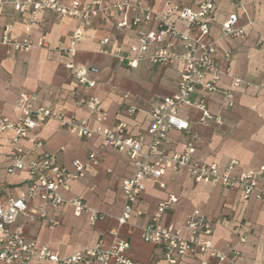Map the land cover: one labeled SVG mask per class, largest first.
Segmentation results:
<instances>
[{"label": "crops", "instance_id": "obj_1", "mask_svg": "<svg viewBox=\"0 0 264 264\" xmlns=\"http://www.w3.org/2000/svg\"><path fill=\"white\" fill-rule=\"evenodd\" d=\"M69 4L73 0H59ZM90 3L92 0H80ZM135 2L137 0H130ZM154 11H160L166 1L196 10L192 0H140ZM243 10L230 0H214V11L209 21L208 39L217 41L221 48L229 51L228 59H220L218 66L222 76L218 87L221 91L234 92V107L227 109L220 94L203 95L196 92L191 101L203 99L209 113L221 119V125L199 124L201 113L194 107H184L179 116L189 123L188 132L170 131L166 148L172 153L180 152L191 142L195 147L192 160L216 164L221 169L232 161L240 168L264 166V0H240ZM238 16L237 26L244 29L243 38L221 36L220 25L229 14ZM42 22L31 32L34 43L44 36L49 50L33 48L28 52H9L0 46V118L16 120L19 116L18 95L21 92L33 93L37 105L58 110L69 117L82 118L87 115L84 109L75 107V95L96 97L107 118L103 125L114 128L118 123L126 124V133L134 138L145 133L149 125L150 104L157 97L174 93L180 74L178 65L162 67L141 63L137 69L119 65L109 55L99 52V42L110 38L111 45L117 44L125 51L133 43L139 32L153 30L154 22L143 23L130 31L119 30L116 24L121 17L111 21L93 24L83 30V38L77 44L73 64L77 68H95L97 73L89 76L94 81L93 88L77 87L70 71L65 68L68 59L55 49L73 31L75 23L61 18L52 12L39 14ZM171 20L182 28V23ZM6 23L13 24L12 36L21 39L24 25L21 17L6 7L0 19V32ZM154 46L150 49L152 51ZM240 79L242 84L233 88L232 80ZM136 109L132 116L126 110ZM90 126H93L92 124ZM35 135L43 147L31 153L35 158L42 152L56 155L60 166L70 169L74 159L86 161L91 151L100 145L98 137L88 140L77 138L62 129L56 121L41 125ZM8 134L0 138V204L10 196H17L24 189L23 173L9 175L7 152ZM33 135L23 144L29 150ZM62 149V150H60ZM99 164L89 170L83 178L70 180L59 193L66 199L78 198L84 205L103 216L93 226L88 215L74 216L70 207L47 209V218L30 221L19 218L12 227L22 229L25 240L46 246L52 252L66 256L84 247L99 244L106 248L114 241L128 243V255L138 264H166L162 250L144 243L142 228L147 225L157 205L171 197L177 202L163 215L164 224H172L182 229L187 214L199 210L213 224L211 241L219 251L236 249L247 264H264V201L243 202L238 190L231 191L219 186L196 183L185 173L170 177L167 172L163 178L164 189L156 184H147L138 201L133 204V213L127 223L120 225L124 196L121 183L133 175L134 169L128 157L113 148L98 154ZM137 212L141 214L136 215ZM54 225H50V222ZM244 238V243L240 239ZM213 262L207 256L196 255L186 258L179 264H200V260Z\"/></svg>", "mask_w": 264, "mask_h": 264}, {"label": "built area", "instance_id": "obj_2", "mask_svg": "<svg viewBox=\"0 0 264 264\" xmlns=\"http://www.w3.org/2000/svg\"><path fill=\"white\" fill-rule=\"evenodd\" d=\"M192 1L197 6L196 10L166 1L160 11H154L140 0H92L90 3L73 0L69 4H63L59 0H0V19L5 8L10 7L15 15L21 17L24 25V36L21 39L12 36L13 24L6 23L2 27L0 46L6 47L9 52H28L33 48L50 49L44 36L36 43L31 39L32 30L42 22L39 18L41 12H52L75 23L73 31L63 40L65 45L58 42L55 49L68 59L65 68L72 73L77 87L93 88L95 83L89 76L98 72L95 68H77L73 64L76 46L83 38L84 28L118 17H121V21L116 24L119 30L130 31L147 22H154L156 27L139 32L125 51L117 44L111 45L110 38H103L99 42L101 54L112 56L119 65L128 69H137L141 63L180 67L174 93L157 97L150 104L149 125L145 133L137 138L127 135L126 124L123 122L114 128H106L103 123L107 114L96 97L75 95V107L87 112L86 116L77 118L74 114L67 117L58 110L37 105V98L33 93H19V116L14 121L0 118V138L4 134L9 136L6 173H23L25 187L17 196H10L0 204V264H138L128 255L129 245L125 241H114L106 248L96 244L60 256L46 246L25 240L20 227L12 228L19 218L30 221L46 219L48 208L70 207L74 216L85 213L91 226L102 219V215L86 207L80 199H66L59 190L66 188L68 181L83 178L97 166L98 154L104 153L107 148L125 154L134 169L133 175L123 179L121 183L124 207L118 219L120 225L130 219L133 204L138 201L147 184H156L164 189L162 180L167 172L171 178L185 173L196 183L238 190L243 202L264 201V166L239 169V163L232 161L221 169L216 164L193 161L195 147L191 142L176 153L166 148L170 131L189 130V123L179 116V111L184 107H194L201 113V125H221V119L209 113L203 99L197 103L191 101L196 92L203 95L218 93L227 109L234 107V92L221 91L218 87L222 76L228 75V70L220 71L218 62L220 59H228L230 53L221 48L217 41L208 39L214 0ZM230 1L236 2L237 8L243 10L240 0ZM172 16L182 23V28L171 20ZM237 23L238 16L235 13L229 14L220 25L221 36L243 38L244 29L238 27ZM154 46L158 47L150 51ZM241 84L240 79L232 80L233 88H238ZM135 112L134 108L126 110L128 116ZM48 121H56L66 132L80 139L98 137V150L91 151L84 162L72 160L70 169L60 166L56 155L52 153L42 152L35 158H30L31 153L43 147L34 132ZM31 135L34 141L31 149L27 150L23 144ZM176 202L177 198L174 196L161 201L141 231L144 243L161 248L166 264H179L196 255L213 260L209 262L202 259L200 264H247L236 249L222 252L214 248L211 241L214 223L199 210L186 215L182 229L164 224L163 215ZM140 214L136 213L138 216ZM54 224L50 222L51 226ZM244 241V238L240 239V243Z\"/></svg>", "mask_w": 264, "mask_h": 264}]
</instances>
